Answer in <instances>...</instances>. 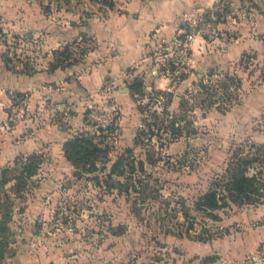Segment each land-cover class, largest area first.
<instances>
[{
    "label": "rangeland",
    "instance_id": "obj_1",
    "mask_svg": "<svg viewBox=\"0 0 264 264\" xmlns=\"http://www.w3.org/2000/svg\"><path fill=\"white\" fill-rule=\"evenodd\" d=\"M123 1L0 0V264H264V204L231 206L215 220L194 205L237 151L261 160L250 171L264 177V2L185 0L172 37L153 38L139 62L86 89L101 69V9ZM188 18L198 25L187 43ZM237 41L250 48L234 53ZM67 45L73 65L53 70ZM138 82L143 95L131 92ZM154 111L194 127L170 143L161 136L162 149L152 139L162 159L146 166L148 188L134 200L107 187L127 178L104 174L127 148L145 158L135 137ZM79 136L105 151L85 179L65 156ZM33 153L37 173L19 184Z\"/></svg>",
    "mask_w": 264,
    "mask_h": 264
},
{
    "label": "trees",
    "instance_id": "obj_2",
    "mask_svg": "<svg viewBox=\"0 0 264 264\" xmlns=\"http://www.w3.org/2000/svg\"><path fill=\"white\" fill-rule=\"evenodd\" d=\"M57 57L54 60L53 70L55 69H64L73 65L69 60L72 57V52L69 50L68 45L64 48L63 51H55L53 53ZM10 59L6 58L5 62L7 67L13 69L14 66H9ZM214 72L211 73V75ZM212 76H210L211 78ZM232 76H226L227 80L236 81L237 78ZM210 80V79H209ZM209 82V81H208ZM212 84V80L210 82ZM239 84V83H238ZM199 87L203 90V93H209L207 90V83L200 82ZM238 86V85H237ZM213 87V86H212ZM214 87L221 88V91L224 90V93L230 92L231 86L227 82H222L217 80L214 83ZM131 92L135 95H143V90L141 83H136L131 86ZM163 93V92H162ZM171 100V99H170ZM184 105V99L182 100L181 106ZM225 112L227 108H216ZM145 110L142 108V111ZM167 112H164L163 115H159L156 111L152 112L150 117H144L142 119L143 125L138 129L135 137V145H147L146 154L144 159H136L132 153L131 148H127L125 154L120 156L110 167L108 172H106L105 178L113 181L114 177L127 178L124 181L116 180L108 184V189L112 187L118 188L120 194L130 196L134 193V200H137L138 195H142L146 192L145 181L142 177L147 173L146 166L154 165L159 160L162 159V156H159L155 147H151L153 138L157 137V140H160V149L164 147L162 142V137L165 135L167 142H172L174 139H177L183 136V131H189L190 127L193 126V122L189 121L186 124V128L182 127L180 121L182 122L184 117L171 114L170 118L166 116ZM193 131V132H192ZM195 128L190 132L195 133ZM189 132V133H190ZM149 135V136H148ZM264 149L261 145L258 148V151ZM240 151H237L233 154L231 161L228 162L225 172L217 176L210 184L209 189L198 198L197 202L194 204L195 207L203 212H206L213 220L218 219L219 216L216 214L219 210H224L230 208L231 206L242 207L245 205H261L264 204V177H262V172L258 171L251 173V165L261 161L257 157H254L253 154H239ZM105 154V151L102 148H99L94 144L93 140L79 136L70 140L65 145V156L68 160L76 166L77 178L85 179V175L99 172L97 167V159ZM40 155L38 153H33L32 155L23 158L21 162V174L16 178L19 184L25 183L26 178H31L37 173L39 166ZM264 158V157H263ZM20 159L17 160V167ZM101 164L104 165V162L101 160ZM104 167V166H103ZM126 168V169H125ZM17 168H14L15 171ZM107 169V168H106ZM105 170V168H104ZM103 171V168H101ZM88 180L98 181L99 176L94 174L93 177L88 178ZM193 230L192 224L188 226L187 231L190 232ZM222 235L218 234L217 236ZM210 236L207 240H210ZM206 239V238H205ZM199 238V240H205Z\"/></svg>",
    "mask_w": 264,
    "mask_h": 264
},
{
    "label": "crops",
    "instance_id": "obj_3",
    "mask_svg": "<svg viewBox=\"0 0 264 264\" xmlns=\"http://www.w3.org/2000/svg\"><path fill=\"white\" fill-rule=\"evenodd\" d=\"M186 6L185 0H124L113 9H101V28L96 32L101 45V69L95 71L92 80L88 77L83 81L85 88L91 90L106 75L115 76L135 65L148 52L153 38L172 37ZM249 48L248 41L231 45L234 53Z\"/></svg>",
    "mask_w": 264,
    "mask_h": 264
},
{
    "label": "built area",
    "instance_id": "obj_4",
    "mask_svg": "<svg viewBox=\"0 0 264 264\" xmlns=\"http://www.w3.org/2000/svg\"><path fill=\"white\" fill-rule=\"evenodd\" d=\"M186 21L189 25L190 30L184 32L185 39L187 43L193 42L195 38V32H196L198 22L196 20L192 21L191 18H188Z\"/></svg>",
    "mask_w": 264,
    "mask_h": 264
},
{
    "label": "water",
    "instance_id": "obj_5",
    "mask_svg": "<svg viewBox=\"0 0 264 264\" xmlns=\"http://www.w3.org/2000/svg\"><path fill=\"white\" fill-rule=\"evenodd\" d=\"M262 2H264V0H261Z\"/></svg>",
    "mask_w": 264,
    "mask_h": 264
}]
</instances>
